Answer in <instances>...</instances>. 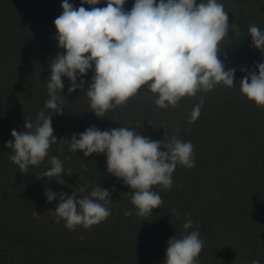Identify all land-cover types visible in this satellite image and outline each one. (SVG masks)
Masks as SVG:
<instances>
[{
	"label": "rangeland",
	"instance_id": "374dc122",
	"mask_svg": "<svg viewBox=\"0 0 264 264\" xmlns=\"http://www.w3.org/2000/svg\"><path fill=\"white\" fill-rule=\"evenodd\" d=\"M62 2L0 0V86H8L14 98L7 102L11 117L5 124L24 131L25 119L35 122L38 112L45 110L52 115L58 141L44 162L24 173L10 161L13 153L5 147L13 138L0 139V264H163L168 240L197 229L204 241L199 264H251L255 259L264 264V107L249 101L239 84L249 71L258 74L255 66L264 62V52L252 46L248 33L251 24L264 31V0H217L228 12L230 26L218 56L226 71L235 69L234 87L221 83L211 91L182 98L174 108L161 109L154 103L157 95L144 86L103 118L91 112L85 94L93 70L77 76V84L83 80L84 85L71 94L70 81L62 77L64 88L58 93L62 115L44 109L49 99V64L58 52L63 53L54 26L63 11ZM69 3L81 6V0ZM83 6L105 7L106 0ZM229 37L234 40L231 46ZM201 97L200 114L189 123ZM22 99L23 104L17 105ZM92 125L101 131L127 127L153 141L175 134L194 146L195 166L177 165L170 190L153 186L163 207L139 217L130 202L131 189L108 173L105 154L84 157L79 150L69 151L66 140L59 142ZM52 156H58L65 171L73 173L61 175L63 185L55 177L42 176L51 167ZM99 185L111 192L112 202L105 205L111 209L107 219L90 229L77 226L75 231L66 229L63 220L56 223L49 211H55L60 193L71 196L84 187L83 193L77 192L80 199ZM47 189L57 194L52 203L47 201ZM126 210H133V215L126 217ZM188 214L193 228L184 230Z\"/></svg>",
	"mask_w": 264,
	"mask_h": 264
},
{
	"label": "clouds",
	"instance_id": "9594fccd",
	"mask_svg": "<svg viewBox=\"0 0 264 264\" xmlns=\"http://www.w3.org/2000/svg\"><path fill=\"white\" fill-rule=\"evenodd\" d=\"M101 0H81L76 8L69 0H63L62 14L54 20L55 40L63 53H57L49 64L47 90L49 99L44 109L57 115L63 114L60 95L67 77L71 86L68 93L83 88L84 81L77 84V76L83 77L94 71L86 91L91 112L103 118L110 109L122 106L146 86L156 94L154 103L158 108L176 107L184 97H194L198 92H208L217 85L234 87L235 69L225 70L219 59L221 43L230 28L228 12L217 0H135L131 10L124 9L125 0H106L105 7L85 8L83 5H98ZM238 31V26L231 25ZM252 46L264 52V31L255 24L249 25ZM257 71H249L240 81V91L258 107H264V62L256 64ZM242 71L244 69H241ZM203 98L194 106L189 123L200 114ZM139 126V125H137ZM24 131H11L13 139L5 147L13 154L10 161L21 172L29 166H39L48 156L52 144L58 143L52 127V115L41 110L36 121H24ZM179 131V127L174 130ZM67 141L68 150L83 152L84 157L105 154L108 173L122 179L131 191L130 202L135 215L148 217L153 210L163 207L161 196L153 186L170 190L177 165L191 169L195 166L194 146L182 141L175 134L165 141H153L127 127L101 131L95 125L82 133H74ZM161 147L166 151H161ZM61 151L63 149L61 148ZM51 167L43 177H55L65 184L61 175L67 173L58 156L50 159ZM115 190V189H113ZM60 193L55 211L56 223L65 222L69 231L77 226L90 229L111 215L105 205L112 202L111 192L100 185L91 188L88 196L77 199ZM48 203L57 199V194L47 189ZM104 202V203H101ZM172 212L176 213L175 209ZM34 214H40L34 211ZM126 217L133 210L124 212ZM185 216L184 230L193 228V221ZM179 219V213H176ZM83 239V237H79ZM204 241L199 230H193L167 242L163 264H199V255ZM251 264H261L255 259Z\"/></svg>",
	"mask_w": 264,
	"mask_h": 264
},
{
	"label": "trees",
	"instance_id": "16d2710c",
	"mask_svg": "<svg viewBox=\"0 0 264 264\" xmlns=\"http://www.w3.org/2000/svg\"><path fill=\"white\" fill-rule=\"evenodd\" d=\"M135 0H126V4L124 6V9L126 11L131 10L133 4H134ZM232 36L234 37V35L232 34ZM230 39V46L233 44L232 42L234 41L233 38L229 37ZM2 83V82H1ZM8 84V83H7ZM0 119L2 121V125H0V139L5 140V139H10L11 138V131L13 130V128H11V126H7L5 124V121H9L11 115L8 113L10 112L9 108H6V105L8 107V103L9 101H12L13 98V93L11 92V90L9 89L8 86H6L5 84L2 83V85L0 86ZM22 101V102H21ZM20 101V103H17V105L19 104H23V99ZM9 109V110H8ZM8 117V118H7ZM9 119V120H7ZM6 125V126H5ZM1 142V140H0ZM57 263V261H54Z\"/></svg>",
	"mask_w": 264,
	"mask_h": 264
}]
</instances>
